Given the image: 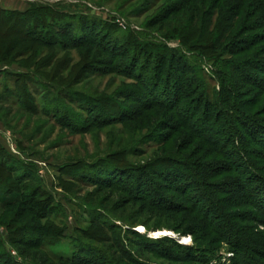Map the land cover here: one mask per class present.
<instances>
[{
	"label": "rangeland",
	"instance_id": "1",
	"mask_svg": "<svg viewBox=\"0 0 264 264\" xmlns=\"http://www.w3.org/2000/svg\"><path fill=\"white\" fill-rule=\"evenodd\" d=\"M0 9V264H264V0Z\"/></svg>",
	"mask_w": 264,
	"mask_h": 264
},
{
	"label": "trees",
	"instance_id": "2",
	"mask_svg": "<svg viewBox=\"0 0 264 264\" xmlns=\"http://www.w3.org/2000/svg\"><path fill=\"white\" fill-rule=\"evenodd\" d=\"M26 14V13H25ZM24 14V15H25ZM43 14L44 13H42V12H37V10L36 11H34V12H27V14L25 15V16H29V17H35V18H38V16H43ZM22 13H19V12H16V11H5V10H2V9H0V18L2 19V21H7V22H11V21H13V22H15V24H17L18 26H20V28L23 30V31H25L24 30V28L25 29H27L26 30V33L27 32H29L28 34H30V30H33L32 28H31V26L32 25H29L28 23H27V20H25L24 19V16ZM33 26H36V25H33ZM57 28V27H56ZM21 30V31H22ZM29 30V31H28ZM22 31V32H23ZM18 33V32H17ZM18 36H20V33H18L17 34ZM24 36H26V35H24ZM28 36V35H27ZM22 40H23V45L26 47V49L27 50H29L28 52H31V50H32V55H33V53H34V51H33V48H34V46L36 45V44H39V43H37V39H27L26 37H23L22 38ZM48 44V43H47ZM1 48H2V46L0 47V57L2 58L3 56H5V54H8V55H6L7 57H10L12 54H13V52L12 51H10L11 53H7V50L6 51H2L1 50ZM18 48V47H17ZM15 50H16V48L13 50L14 52H15ZM18 78H24V77H22V76H20V77H18ZM228 114V113H227ZM226 114V115H227ZM229 115V114H228ZM243 117V119H245V117L244 116H242ZM237 121H238V119H237ZM240 121V120H239ZM4 154V152H2L1 150H0V154ZM7 160L8 161H10V159L7 157ZM253 179H255V180H257L258 182H260V181H262V180H264L263 179V176H261V177H257V176H255L254 175V177H253ZM181 182V181H180ZM200 185H201V183H200ZM190 187V186H189ZM3 191H1V193H4V190L5 189H2ZM14 198H18V195H14ZM149 243H151V247L153 246H157V243H155V242H150L149 241Z\"/></svg>",
	"mask_w": 264,
	"mask_h": 264
},
{
	"label": "bare ground",
	"instance_id": "3",
	"mask_svg": "<svg viewBox=\"0 0 264 264\" xmlns=\"http://www.w3.org/2000/svg\"><path fill=\"white\" fill-rule=\"evenodd\" d=\"M163 234H168V233H166V232H157V233H154V235L152 236V237H155V238H157V237H159V236H161V235H163ZM185 242V241H184Z\"/></svg>",
	"mask_w": 264,
	"mask_h": 264
}]
</instances>
